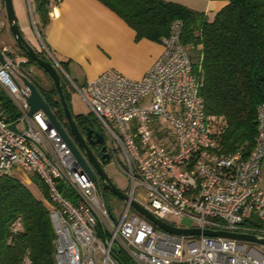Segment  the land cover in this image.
Here are the masks:
<instances>
[{"label": "built area", "instance_id": "built-area-1", "mask_svg": "<svg viewBox=\"0 0 264 264\" xmlns=\"http://www.w3.org/2000/svg\"><path fill=\"white\" fill-rule=\"evenodd\" d=\"M61 1L47 4L55 9ZM26 3L39 46L35 51L68 80L36 23L33 0ZM181 34L182 22L174 20L162 39L161 54L139 80L106 70L84 84L69 81L104 136L108 160L129 180L118 220L101 186L81 168L60 133L47 124L46 115L41 110L27 112L29 89L20 76L31 81V59L0 47L5 59L0 64V93L19 113L17 120L8 121L0 108V176L36 174L45 184L56 264H264V254L246 242L171 234L131 213L135 189L141 186L149 200L145 209L168 224L264 237V189L259 179L264 102L256 108L255 143L248 155L222 152L215 130L220 119L204 109L202 82ZM25 120L28 127L20 129L18 123ZM11 122L19 132L7 126ZM170 219H188L195 225L180 226ZM23 264H31L28 256Z\"/></svg>", "mask_w": 264, "mask_h": 264}, {"label": "trees", "instance_id": "trees-1", "mask_svg": "<svg viewBox=\"0 0 264 264\" xmlns=\"http://www.w3.org/2000/svg\"><path fill=\"white\" fill-rule=\"evenodd\" d=\"M100 1L127 21L139 37L162 40L174 20L182 22L181 42L188 47L193 70L200 76L204 109L220 119L215 129L220 149L226 155H248L255 143L256 108L264 102L260 90L264 85V0H222L226 4L212 17L164 0ZM33 2L44 33L47 0ZM58 61L68 73L65 62ZM37 88L64 123L54 86L49 91ZM63 91L69 105L64 87ZM0 108L8 121L18 119V110L4 93H0ZM73 118L80 127L87 123L78 114ZM33 183L46 202L37 199L20 179L0 176V264H23L26 256L31 264H56L47 189L36 174Z\"/></svg>", "mask_w": 264, "mask_h": 264}, {"label": "crops", "instance_id": "crops-1", "mask_svg": "<svg viewBox=\"0 0 264 264\" xmlns=\"http://www.w3.org/2000/svg\"><path fill=\"white\" fill-rule=\"evenodd\" d=\"M164 1L183 4L209 17L226 4L222 0ZM14 7L23 37L38 50L25 0H16ZM46 10L44 35L48 48L57 60L65 62L68 74L78 83L84 84L106 70L139 80L163 50L162 40L137 36L127 21L100 0H62L55 9L47 6ZM36 16L39 21L40 16ZM260 166V186L264 189V159Z\"/></svg>", "mask_w": 264, "mask_h": 264}, {"label": "water", "instance_id": "water-1", "mask_svg": "<svg viewBox=\"0 0 264 264\" xmlns=\"http://www.w3.org/2000/svg\"><path fill=\"white\" fill-rule=\"evenodd\" d=\"M3 8L7 20V24L9 27V31L18 45V48L23 51V53L28 56L31 61H33L39 68H41L45 73L50 77L54 88L56 89L58 99L61 105L64 116V126L57 119L55 114L50 111L51 108L47 104V101L43 99V96L39 92L38 88L34 86L35 84L27 79L24 76H20V79L25 87L29 89V95L27 96V102L29 104V114H33L35 111L41 110L47 117L48 123L50 126L54 127L62 136L64 141L68 144L72 153L76 157L79 162L81 168L88 174L92 181L97 180V176H99L102 188L104 190L109 189L116 197L127 200L125 194H123L109 179L103 170L101 163H107L109 160L107 154H103L101 159L98 160L95 155L92 153L90 148H88V144L86 139H88L91 135L96 138L97 143H103L104 136L98 128L92 129L86 124L82 126L84 133H81L79 126L73 118V113L66 101L65 93L63 91V85L61 77L55 67L47 60H44L40 56H38L37 52L31 47V45L25 40L22 36V32L18 26L16 13L14 9L13 0H2ZM5 61L3 54L0 52V64H3ZM261 94L264 97V85L262 84L260 87ZM66 123V124H65ZM11 130L15 132H19L16 122H11L9 125ZM85 136V137H84ZM104 151V147L102 148ZM131 206L134 208L141 216L148 219L151 223H153L156 227L167 231L168 233L175 235H201L205 234L208 236H219V237H227L231 239H236L242 242H251L260 245H264V237L245 234V233H237L231 231H222V230H210V229H200V228H184V227H176L171 224H168L165 221H162L150 211L145 209L141 204L136 201H131Z\"/></svg>", "mask_w": 264, "mask_h": 264}, {"label": "rangeland", "instance_id": "rangeland-1", "mask_svg": "<svg viewBox=\"0 0 264 264\" xmlns=\"http://www.w3.org/2000/svg\"><path fill=\"white\" fill-rule=\"evenodd\" d=\"M26 1L27 0H25V5L27 6ZM13 4H16V0H13ZM32 8L34 9V4H32ZM14 9H15V7H14ZM34 18L38 22L36 13H34ZM26 35L27 34H25V36ZM3 45L9 47V49H11L17 55H19L18 45L15 43V41H14L10 31H9V27H8L5 12H4V8L2 6L1 11H0V47ZM35 45H36V42H35ZM30 64L34 67V72L31 75V81L35 84V86L39 87L40 89H42L44 91H49L52 88L53 83H52L50 77L48 76V74L45 73V71H43L41 68H39L33 61ZM71 79H73V78L70 74L68 76V80H67V77L64 78L61 75L62 85H63L64 90L66 91V93L68 95L69 105H70L73 113L75 115L78 114L81 117L85 118L87 122H92L95 124L96 121H95L93 114L90 113L89 108L86 106V104L84 103V101L82 100L80 95L72 88V85L69 82V81H71ZM75 82H77V81H75ZM78 84H81V83H78ZM27 124L28 123L26 120L20 121L18 123V127L20 129H23V128L28 127ZM102 166H103V170L105 171L106 175L109 177V179L111 180L113 185H115L123 194H127V192H129V190H130L129 180H128L127 176L123 172H121L118 165L113 160H109L107 163H103ZM34 175L35 174L19 173V174L14 175V176L16 178L20 179L27 187H29L32 194L35 197H37V199L39 198V199L43 200L44 202H46L42 193H41V189L38 188V186L35 185V183H33ZM95 183L97 186L100 185L102 188L100 178L99 179L97 178ZM103 192L105 193V196H106L105 198L107 199V202H108V205H109L111 212L113 213L114 217L118 220L123 213V209L126 206V201L116 197L113 193L104 191V189H103ZM146 195L147 194H146L145 189L143 187L139 186L135 189L133 197L142 206L148 207L149 206V200H148V197ZM131 213H135V214L140 215L134 208L131 209ZM168 221H170L171 223L175 222V223H177V225L185 226V227L195 225L192 222V220L190 221L188 219H183V220L170 219ZM246 243L248 244L249 247H254L257 251L264 254V245L251 243V242H246Z\"/></svg>", "mask_w": 264, "mask_h": 264}, {"label": "flooded vegetation", "instance_id": "flooded-vegetation-1", "mask_svg": "<svg viewBox=\"0 0 264 264\" xmlns=\"http://www.w3.org/2000/svg\"><path fill=\"white\" fill-rule=\"evenodd\" d=\"M86 125L87 126H89V127H91L92 129H95V128H98L99 129V127L97 126V123H92V122H87L86 123ZM79 126V125H78ZM79 129H80V131H81V133H84V131H83V129H82V127H80L79 126ZM100 130V129H99ZM101 131V130H100ZM102 133V132H101ZM85 137V136H84ZM104 138V137H103ZM86 141H87V144H88V148H90V150L92 151V153L95 155V157L98 159V160H100L101 159V156L103 155V154H105L104 153V151L102 150V148H103V146H104V141H105V139L103 140V143H97V142H95L96 141V138L95 137H92V135L88 138V139H86ZM101 166H102V163H101ZM102 168H103V166H102ZM97 178L99 179V176H97ZM104 191H106V192H110V193H112L109 189H106V190H104Z\"/></svg>", "mask_w": 264, "mask_h": 264}]
</instances>
